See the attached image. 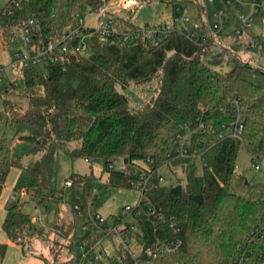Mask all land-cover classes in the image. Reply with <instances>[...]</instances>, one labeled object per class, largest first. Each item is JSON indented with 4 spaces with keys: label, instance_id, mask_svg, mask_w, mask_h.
Instances as JSON below:
<instances>
[{
    "label": "trees",
    "instance_id": "obj_1",
    "mask_svg": "<svg viewBox=\"0 0 264 264\" xmlns=\"http://www.w3.org/2000/svg\"><path fill=\"white\" fill-rule=\"evenodd\" d=\"M99 6L97 0H20L17 6L7 0L0 8L2 41L9 39L5 34L12 27H26L33 21L28 26L33 44L47 45L60 38L78 16ZM116 25L119 30L135 28L133 10L125 11ZM262 27L261 35L248 31L244 36L253 47L230 44L218 56L203 52L199 39L188 40L177 31L157 46L126 44L120 39L101 44L93 35L86 40L88 51L64 64L18 67L22 84L18 95L27 101V108L20 110L4 97L14 138L0 140V197L11 169L20 171L1 224L8 240L24 252L31 240L48 238V230L22 212L18 196L24 192L36 206L48 209L59 193L56 157L62 152L70 159L101 162L105 187L132 189L142 177L148 178L141 191L163 220L136 219L138 234L126 233L135 240L136 256L126 247V239L115 241V253L123 264H229L247 233L264 225V188L249 183L235 168L240 146L253 161L264 156V66L260 61L264 22ZM224 59L228 60L226 71L221 70ZM152 82L156 85L150 100L131 109L129 98L119 89L143 88ZM12 93L14 83L4 90L5 96ZM235 102L243 126L240 141L230 136ZM199 125L190 139L189 157H178L172 145L174 135L184 126L194 131ZM221 134L223 138L217 140ZM215 139L213 146L197 153ZM73 143L77 146L72 149ZM115 158L127 159L123 170L108 169ZM164 166L182 169L178 200L171 194L175 187L159 182L163 178L158 170ZM68 180L73 221L68 236L72 257L67 263L92 264L90 257L81 260L78 247H91L99 238L94 239L92 232L75 233L82 219L73 206L80 199L89 202L91 186L101 181L93 172L72 174ZM75 187L81 193L78 197ZM196 196L202 197L200 204L193 201ZM170 224L178 228V234ZM175 237L181 246L169 248ZM6 252L7 245L0 244V264Z\"/></svg>",
    "mask_w": 264,
    "mask_h": 264
},
{
    "label": "built area",
    "instance_id": "obj_2",
    "mask_svg": "<svg viewBox=\"0 0 264 264\" xmlns=\"http://www.w3.org/2000/svg\"><path fill=\"white\" fill-rule=\"evenodd\" d=\"M20 0H13L15 6L18 5ZM100 6L87 16L89 21L85 23L81 16L67 28L64 34L47 45L33 44L28 26L33 25V21H29L28 26L12 27L5 35L9 37L8 41L3 40L4 33L0 30V45L1 42L6 44H13L16 51L12 54V66L20 68H31L41 65H54L64 64L68 62L72 56L84 54L88 51L86 40L97 35L101 44H113L116 40L120 39L122 43L138 42L142 44H150L157 46L160 41L167 38L173 31L180 32L188 40H198L203 52H209L212 56L221 54L225 47L224 39L222 36L225 34L226 25L232 18L236 23L228 35L231 38L240 39V42L234 41L236 47L244 46L245 41L242 39L251 28L253 16L261 14L264 16V0H97ZM157 1L166 6H171L172 18L164 23L145 25L143 27L137 26L128 30H119L117 22L119 17L123 16L127 10H133L132 7L144 3ZM171 1H173L171 3ZM216 4V6H215ZM190 6H194L198 12V17L201 20V32L195 34L191 30V24L188 17ZM244 8H247L248 13L244 14ZM200 9V10H199ZM235 11L231 14L230 11ZM92 21V24H89ZM264 20L262 19V24ZM232 44V43H231ZM253 47V42L248 41ZM3 45V44H2ZM229 45V44H228ZM233 46V44H232ZM261 64L264 66V57L261 58ZM234 123L230 131V136L234 139L241 140V133L243 126L241 124V116L238 110L237 103L235 102L232 109ZM198 121V118L195 120ZM201 126L199 125L194 131L189 126H184L183 129L176 133L172 140V145L176 149L177 156L181 158L189 157L190 139L194 132H197ZM223 135H219L218 139H222ZM213 140L205 148L213 146L216 141ZM205 150V149H204ZM202 150V151H204ZM120 160V163H118ZM123 159L115 158L111 164L108 165L109 170H123L125 164ZM91 164V160H85ZM254 170L261 169L259 158L254 159ZM101 166V162L99 163ZM147 177H142L138 184L133 186L132 189L140 192V198L135 205H125L122 207L120 213L115 217L108 219L101 216L89 214L88 209L92 207L94 201L98 200V191H92V199L84 203V207L77 204L73 206L75 214L82 219L80 223V233L85 235L93 233V237L99 238L91 247L79 246L81 260L88 257L91 259L92 264H123L122 260L116 255L115 241L123 237L126 239V247L128 248V241H134L126 234H138L136 219L139 217L153 218V220L160 222L163 220L162 215H156L151 205L145 200V196L141 191V187L147 182ZM159 182L162 184L163 179ZM66 188L72 186L70 180H66ZM79 191V189H78ZM24 192H20L19 201L25 197ZM34 220L33 222H35ZM174 234H178L179 230L173 224H170ZM181 246V240L175 237L170 243L169 248L177 249ZM129 249V248H128ZM130 250V249H129ZM136 250V249H135ZM131 251V250H130ZM158 251V250H156ZM132 252V251H131ZM133 253V252H132ZM136 256V252L133 253ZM155 254L152 255L155 258ZM229 264H264V225L257 226L251 229L244 237L237 252L230 258Z\"/></svg>",
    "mask_w": 264,
    "mask_h": 264
},
{
    "label": "rangeland",
    "instance_id": "obj_3",
    "mask_svg": "<svg viewBox=\"0 0 264 264\" xmlns=\"http://www.w3.org/2000/svg\"><path fill=\"white\" fill-rule=\"evenodd\" d=\"M7 0H0V8L6 3ZM249 3V0H248ZM216 6V4H215ZM217 7V6H216ZM133 9V23L137 26L143 27L145 25H153L164 23L172 18L171 6H166L163 3L152 1L150 3H144ZM235 14V11L232 10ZM247 8H244V14H247ZM191 30L195 34L201 32V20L198 17V12L194 6H190L188 14ZM81 18L85 23L89 21V17L84 13L81 14ZM262 19L264 16L256 14L253 16L251 28L249 30L255 36H259L263 32ZM89 24H92L90 21ZM236 23L231 18L226 25L225 33H229L233 27H236ZM239 41L236 38H231L225 41L224 44L230 45L233 41ZM8 41V40H6ZM3 44V45H2ZM16 51L13 44L2 43L0 45V140L13 139L14 132L9 127L7 121V115L3 107L4 97L7 100L14 102L20 110L27 108V101L18 94L22 91L21 78L19 75L18 67L12 66V54ZM242 59L246 60V55H239ZM249 57V56H248ZM264 57V53L262 58ZM227 59H224L221 65V70H228L226 65ZM217 69L220 70V67ZM10 83L15 84V93L11 95H4V90ZM156 82H152L149 86L143 88H136L130 86L125 90L119 89V91L129 98V107L131 109L138 108L142 103L150 100L154 94V87ZM73 149L77 145L75 143L70 145ZM206 149V148H204ZM203 149V150H204ZM171 151L174 152V148L171 147ZM198 154H201L202 150H197ZM120 163V160H118ZM261 169L259 171L254 170V162L252 157L247 153L243 146H240L237 159H236V172L251 184H258L264 188V156L259 158ZM56 190L59 192L56 194V200L50 203L49 208L45 209L43 206H36L28 197H24L22 201V212L27 214L33 221L36 220V225L45 227L49 236L44 241L41 239H34L27 244L28 248L22 252L20 247L12 246L8 243L6 235L1 230V221L4 218V204L12 193V189L16 182L17 169H12L5 182L4 189L0 197V244L7 245V252L3 264H44L41 260L45 259L48 264H68L72 257L69 246V232L71 231V225L73 216L70 212L72 205V190L66 188L65 182L72 174L89 175L94 173L101 184L91 186L92 190L98 191V200H95L92 207L88 209L89 214L95 216H101L103 218L111 219L118 215L125 205H135L140 198V192L134 189H119L114 187H105L104 182L106 175L101 174V166L97 161L91 164L85 162L84 159H70L66 154L59 152L56 157ZM118 166H115L117 169ZM201 164L200 160L196 161V174L200 175ZM158 174L163 178L164 185L167 187H176L180 180L184 179L182 169L180 167L169 169L166 166L158 170ZM76 189V197L80 196V192ZM59 199V200H58ZM77 205L84 207V203L80 199ZM75 233L80 235V228H77ZM128 248L135 253L134 241H128ZM103 264V263H101Z\"/></svg>",
    "mask_w": 264,
    "mask_h": 264
},
{
    "label": "water",
    "instance_id": "obj_4",
    "mask_svg": "<svg viewBox=\"0 0 264 264\" xmlns=\"http://www.w3.org/2000/svg\"><path fill=\"white\" fill-rule=\"evenodd\" d=\"M124 164H127V159L123 161ZM171 194L178 200L181 198L182 195V187L180 185L176 186L175 188L171 189ZM193 201L197 204H200L202 202L201 196L193 197Z\"/></svg>",
    "mask_w": 264,
    "mask_h": 264
},
{
    "label": "crops",
    "instance_id": "obj_5",
    "mask_svg": "<svg viewBox=\"0 0 264 264\" xmlns=\"http://www.w3.org/2000/svg\"><path fill=\"white\" fill-rule=\"evenodd\" d=\"M223 37V39L225 40V41H228L229 39H231V36L230 35H228L227 33H225L224 34V36H222ZM246 37V36H245ZM245 37H243V39H242V42L243 41H246V39H245ZM239 41L238 42H240V39H238ZM235 41V40H234ZM234 41L232 42V44L234 45ZM245 55V54H244ZM12 170V169H11ZM19 173H20V171L19 170H17V174H16V176H15V180H17V178H18V176H19ZM11 196V195H10ZM9 199V198H8ZM8 199H7V201H8ZM7 201L5 202V204L7 203ZM5 204H4V207H5ZM4 207H3V209H4ZM4 216H5V210H4ZM4 219V218H3ZM2 222H3V220L1 221V224H2ZM8 239V238H7ZM1 242V241H0ZM8 243L10 244V245H12V246H16V247H18L17 245H15V244H13V243H11L9 240H8ZM4 259H5V257H4ZM4 259H3V262H4ZM3 262H2V264H3Z\"/></svg>",
    "mask_w": 264,
    "mask_h": 264
}]
</instances>
